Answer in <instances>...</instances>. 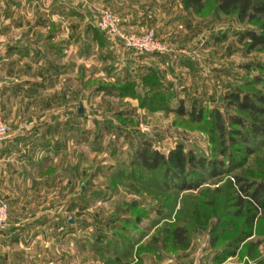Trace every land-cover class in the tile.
Segmentation results:
<instances>
[{"label":"rangeland","instance_id":"obj_1","mask_svg":"<svg viewBox=\"0 0 264 264\" xmlns=\"http://www.w3.org/2000/svg\"><path fill=\"white\" fill-rule=\"evenodd\" d=\"M203 1L195 12L183 10L180 0H154L153 26L137 33L121 25L136 35L153 30L169 53L138 55L102 33L113 50L85 58V78L96 80L85 83L81 101L53 103L54 110L68 113L46 118L52 130L34 135V146L22 147L2 168L21 174L0 181V203L8 205L0 264H214L218 251L235 248L242 220L233 218V175L264 180V141L251 145L255 153L241 169L206 179L195 191L164 190L161 171L145 172L137 161L145 141L164 154L180 143L185 151L217 158L210 112L245 116L227 97L235 92L264 97V72L257 70L264 66V49L248 52L236 36L258 30L257 24L239 23ZM102 10L122 23L104 7L93 9L94 27ZM111 67L118 79L134 82L133 94L117 97V88L107 96L99 90ZM180 101L186 110L201 108L203 120L192 123L170 112ZM23 154L29 155L26 165ZM174 225L188 227V249L172 245ZM17 238L50 244L17 250L11 246ZM118 241L127 245L124 255L112 249ZM236 248L221 264H255L264 257V215L255 220L252 237Z\"/></svg>","mask_w":264,"mask_h":264},{"label":"crops","instance_id":"obj_2","mask_svg":"<svg viewBox=\"0 0 264 264\" xmlns=\"http://www.w3.org/2000/svg\"><path fill=\"white\" fill-rule=\"evenodd\" d=\"M153 1L0 0V115L8 127L9 124L13 127L0 142V173L4 174L0 176L1 182L21 174L19 169L15 172L10 167L11 174L2 169L14 160L15 152L24 150V146H34L33 141L37 140L34 135L52 130L51 124L45 125L43 121L52 118L53 113L65 112L54 110L53 103L81 101L85 83L96 80L93 76L85 78V58L100 49L113 50L105 37L101 44L93 35L96 17L93 9L105 7L115 11L121 16L124 29L141 33L153 26L150 10ZM110 69V75L101 80L118 79ZM21 119H28V125L12 126L13 121ZM24 154L26 165L29 155ZM45 242L17 238L11 246L19 250L34 244H50Z\"/></svg>","mask_w":264,"mask_h":264},{"label":"trees","instance_id":"obj_3","mask_svg":"<svg viewBox=\"0 0 264 264\" xmlns=\"http://www.w3.org/2000/svg\"><path fill=\"white\" fill-rule=\"evenodd\" d=\"M210 2L219 13L225 16L235 15L239 23L257 24L258 30L247 29L236 33L237 40L239 43L246 44L248 52L264 49V0H210ZM180 3L185 11L200 12L204 7L203 0H180ZM92 32L94 37L103 44L102 33L96 27L92 28ZM257 70L264 72V66L257 67ZM146 82L144 79L145 85H147ZM101 84L99 90L107 91L105 93L107 96L113 95L117 88H119L117 94H114L117 97H125L131 92L133 94L135 90L134 82L124 78L113 82L103 81ZM227 100L245 116L229 115L225 118L218 110L210 112L209 120L212 121V130L216 133L218 140L217 158L197 155L191 150L185 151L183 144L180 143L164 154L153 149L145 141L137 152V161L141 169L145 172L160 170L164 190L179 192L195 191L206 179L220 177L241 169L247 159L255 153L251 145L264 141V97L254 93L245 92L241 95L235 92L230 94ZM170 112L180 118L187 117L192 123H199L204 118V111L201 108L193 106L186 110L182 101ZM77 113H79L78 109ZM239 144L242 147H236ZM233 180L237 190V196L232 203L233 218L242 220L240 234L234 239L238 246L252 237L255 220L264 215V180L248 182V179L235 174ZM188 231V227L174 225L169 235L172 245L188 249L190 246ZM124 244V241L115 242L112 249L124 255L127 246ZM236 246L233 249L218 251L212 262L221 264L227 258L233 257ZM255 264H264V257L257 259Z\"/></svg>","mask_w":264,"mask_h":264},{"label":"built area","instance_id":"obj_4","mask_svg":"<svg viewBox=\"0 0 264 264\" xmlns=\"http://www.w3.org/2000/svg\"><path fill=\"white\" fill-rule=\"evenodd\" d=\"M121 19L109 10H102L97 19L96 27L104 35L122 42L123 46L138 55H162L169 53L168 47L156 38L153 30L143 35L127 33L121 28ZM9 134V127L0 115V142ZM8 221V205L0 203V231H4Z\"/></svg>","mask_w":264,"mask_h":264},{"label":"water","instance_id":"obj_5","mask_svg":"<svg viewBox=\"0 0 264 264\" xmlns=\"http://www.w3.org/2000/svg\"><path fill=\"white\" fill-rule=\"evenodd\" d=\"M79 113H81V109L79 108Z\"/></svg>","mask_w":264,"mask_h":264}]
</instances>
